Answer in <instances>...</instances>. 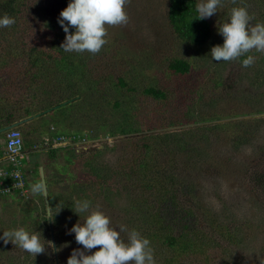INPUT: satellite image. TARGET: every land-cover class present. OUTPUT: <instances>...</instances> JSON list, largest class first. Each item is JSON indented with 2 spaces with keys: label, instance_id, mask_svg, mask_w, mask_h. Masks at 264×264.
I'll use <instances>...</instances> for the list:
<instances>
[{
  "label": "trees",
  "instance_id": "16d2710c",
  "mask_svg": "<svg viewBox=\"0 0 264 264\" xmlns=\"http://www.w3.org/2000/svg\"><path fill=\"white\" fill-rule=\"evenodd\" d=\"M53 1L51 10H47L43 0H35L34 3L31 0H0V15L7 14L15 19L13 25L0 28V129L21 122L13 128L22 133L23 141L28 140L32 149L41 147L44 140L37 139L41 137L40 126L36 127L38 124L31 123L34 119L27 118L71 99L57 110L69 119L70 110L74 109L75 118L68 122L73 128L58 131L49 138L46 151L51 157L55 156L57 150L71 146L52 147L54 138L59 135L71 143L97 136L92 135L91 130L77 129L79 111L85 109L88 112L85 115L92 121L98 119L94 117L95 113L101 115L108 109L117 117L110 125L106 124L105 134L126 136L122 143L129 144L133 151L135 146L137 148L130 161H121L122 168H108L97 160L103 148L81 151L74 145L70 170L81 166L91 179L89 184H76L73 192L60 190L59 187L63 185L55 184L44 172L49 206H56L53 211L62 206L54 221L51 219L55 245L61 248L57 252V263L52 254L54 264H66L64 253L70 248L82 247L75 242L74 234H68V229L79 219L71 208L74 207L73 201L88 199L93 207L99 202H106L104 205L110 206L109 198L123 202L118 211L124 217H129L124 224L127 229L135 228L151 241L156 264H264V256L258 257V253L244 254L246 251L242 250L240 239H237L240 230L238 224L223 221L217 212L205 204L194 203L196 188L200 185L196 186L182 176H190V172L192 176L200 171L213 170L217 164L231 171L237 170L239 163L227 156V149L239 151L243 145L249 144L250 138L245 140L240 132L231 135H224L222 130L213 132L211 135L218 144H226L216 151L213 142L209 143V136L205 139L203 135L197 138L189 135L191 129L185 128L186 125L197 123L193 122L192 105H172L170 101L174 94L155 85L138 88L134 77L126 76L128 71L125 67L123 70L116 65L117 59H120L118 49L117 46L112 48L109 39L96 54L64 52L60 45L65 33L57 18L68 0ZM196 3L197 0H165L164 15L182 42L200 47L211 39L213 26L209 18H195ZM69 30L74 31V28ZM168 67L179 75L187 74L191 68L186 58L178 57L173 58ZM50 84L51 89L48 88ZM86 103L89 106L83 108ZM166 108L175 110L164 113L163 109ZM150 115L154 116V123ZM220 125L215 124L212 129ZM169 127L180 130L176 134H173L176 129L165 132L158 130ZM206 127L209 126L204 125ZM151 130L157 131L146 135ZM6 131L0 132V137H5ZM34 137L36 140H33ZM4 153L5 146L0 153V182L10 183L12 165L7 159V162L1 160ZM23 154L27 155L24 146ZM156 155L164 160L159 158L152 165ZM177 159H183L187 165L184 174ZM40 165L36 163L38 170ZM239 170L243 172V181L250 182L256 201L262 200L264 170H259L258 166ZM19 173L27 196L30 193L36 199L29 185L40 177L29 179L33 171L28 167L19 169ZM128 177L134 178L138 185L130 183ZM20 190L12 188V193L8 195L18 194ZM5 196H0V205ZM25 199L31 198L28 196ZM32 203L28 211L25 209V217H36V228H44L42 234H48L51 241L44 198L39 196L38 204ZM103 204L101 210L109 209ZM6 245L0 240V255L7 250ZM34 264L40 263L36 261Z\"/></svg>",
  "mask_w": 264,
  "mask_h": 264
},
{
  "label": "rangeland",
  "instance_id": "374dc122",
  "mask_svg": "<svg viewBox=\"0 0 264 264\" xmlns=\"http://www.w3.org/2000/svg\"><path fill=\"white\" fill-rule=\"evenodd\" d=\"M43 1L45 9L51 10L54 1ZM31 2L34 3L35 0H31ZM222 3L223 6L218 9V12L209 18L213 32L211 39L204 46H191L177 37L164 15L165 0H126L127 22L116 26H106L105 39H109L108 43L112 48L117 46L120 59H117L116 65L128 71L126 76L134 77V82L139 85L138 88L155 85L170 91L171 95L174 94L175 97L170 101L172 105L184 107L192 105L193 122L197 123L184 126L191 129L189 135L191 134L195 138L203 135L206 137L205 139L209 136L211 139L209 143L213 142L216 151L224 148L226 144H218L211 135L213 132L222 130L224 135L240 132L244 134L245 140L250 138L249 144L243 145L239 151L227 149V156L239 163L237 170L231 171L224 165L217 164V168L213 170L200 171L192 176L190 172V176H182L196 186L200 185L196 188L195 204H197L196 202L205 204L217 212L218 217L223 221L239 225L237 239H240L239 246L246 251L244 254L248 256L258 253V257H263L264 197L262 200L256 201L255 193L250 188V182L243 181V172L240 173L239 169L258 166L259 170H264V53L256 52L253 49L249 54L255 57V62L249 67H242L240 60L245 57L229 62H214L211 60L209 52L212 46L223 42L222 36L217 32V27L227 20L232 7L246 6L253 16L254 24L257 21H264V0H222ZM176 57L186 58L190 62V72L179 75L169 69L168 63ZM51 85L48 88L51 89ZM42 96L47 98L45 94ZM86 104L83 105V108L89 106V103ZM57 109L33 118L31 123L35 122L38 124L36 127L40 126L41 137L37 139L42 138L43 145L38 147V150H32L29 141H23L28 159L23 156L22 161L33 171L31 177L28 176L29 179L36 180V177H40V170L36 167V163L39 162L42 166L44 165L45 174L52 178L55 184L63 185L61 188L59 187L60 190L73 192L72 189L75 190L76 184H89L91 179L81 166L75 169L72 167L70 170L74 144L57 150L53 157L47 151L42 150L46 149L45 138L49 139L58 131L73 128L68 122L75 118L74 109L70 110L69 119L65 118L64 114ZM105 110L106 112L101 115L95 113L94 117L98 119H93V121L85 115L88 113L86 109L79 111L80 121L77 129L91 130L92 135H97L90 138L88 144L89 148L104 149L98 155L97 160L105 163L107 167L122 168L121 161H130L131 157L137 153V148L135 146L133 151L129 144L122 143L121 140L126 136L105 134L106 124L110 125L117 117L108 109ZM174 110L175 108H166L163 109V112H174ZM157 117L158 114H156ZM151 118L154 123V116ZM215 124L221 125L217 129H212ZM204 125L209 127L205 129ZM173 129H176L173 134L180 130L173 127L159 128L158 130L165 132ZM155 131L157 130H151L146 135ZM33 140H36V137ZM38 144L40 145V142ZM66 144L68 143L65 141L62 145ZM80 147H82L80 143L76 144L77 149ZM159 158L164 160L163 157L156 155L152 160V165L153 162L159 161ZM177 160L180 161L181 171L184 174L187 165L184 164L183 159ZM128 179H130V183L138 185L134 178L128 177ZM28 196L31 199L26 200L25 198ZM28 196L25 191L22 195L16 193L2 197L0 234L20 226L43 231L44 228L41 230L36 228V217H25V209L27 210L32 202L36 204L39 199V196L33 199L30 193ZM107 201L111 204L110 206L104 205L106 202L104 204L99 202L97 205L101 208L103 204L109 208H102V210L107 212L114 225H124L129 217H124L122 212L118 211V208L123 206V202L117 198H109ZM230 227L233 228V225ZM47 235L44 232L43 237L50 241ZM121 235L126 237V233ZM6 247L7 250L0 255V264H34L36 261L40 264H54L52 249L47 247L45 252L37 254L35 257L28 255L24 250L13 245L11 241L7 243ZM71 251L72 248L64 253L63 257L66 260ZM239 257L241 258L240 255Z\"/></svg>",
  "mask_w": 264,
  "mask_h": 264
},
{
  "label": "clouds",
  "instance_id": "9594fccd",
  "mask_svg": "<svg viewBox=\"0 0 264 264\" xmlns=\"http://www.w3.org/2000/svg\"><path fill=\"white\" fill-rule=\"evenodd\" d=\"M125 4L126 0H68L67 6L60 11L57 18L58 24L65 33L60 49L67 53H98L107 42L106 26L127 22ZM222 6V0H197L195 18L201 20L210 18ZM252 21L253 16L246 6L232 7L227 20L217 27L223 42L211 47L209 52L211 60L229 62L245 57L240 60L242 67L252 65L255 57L249 53L253 49L264 53V21H257L254 24ZM14 23V17L7 14L0 15V28ZM70 28H74V31L70 32ZM54 140L52 147L64 146L62 144L65 141L76 146L67 139L57 143H54ZM48 141L50 140L45 138L44 143L48 145ZM88 144L89 140L80 147V150L90 147ZM38 147L34 150H38ZM42 150L46 151V149ZM23 156L25 155L22 151L21 168L27 167L22 161ZM29 189L33 195L42 196L45 202V197L48 196L46 180L37 179L29 185ZM73 205L74 207L71 208L78 214L79 219L68 229V234H74L75 242L82 247L72 249L66 264H156L151 241L140 231L135 228L128 230L125 225H113L109 215L102 211L99 205L93 207L88 199H76ZM61 207L53 211L56 206L45 204L46 219L54 221ZM81 214H84L83 219ZM122 233H126V238L122 237ZM0 240L5 244L11 241L13 245L34 257L45 252L46 247L56 252L61 250L60 247H54L51 241L45 240L42 232L24 226L3 231ZM93 249L95 251H92Z\"/></svg>",
  "mask_w": 264,
  "mask_h": 264
},
{
  "label": "built area",
  "instance_id": "2783aa9c",
  "mask_svg": "<svg viewBox=\"0 0 264 264\" xmlns=\"http://www.w3.org/2000/svg\"><path fill=\"white\" fill-rule=\"evenodd\" d=\"M66 138L64 136L55 137L54 143L58 141H65ZM70 142V141H68ZM88 140L78 141L75 144H85ZM5 156L6 159L11 163L12 168L10 171V176L12 178L10 183L0 182V196L7 195L12 193V188L21 189L18 194L22 195L26 189L23 188V182L21 180V175L19 173V169L21 170L22 162H21V153L23 151V137L21 132L18 129L10 128L6 131L5 139Z\"/></svg>",
  "mask_w": 264,
  "mask_h": 264
},
{
  "label": "water",
  "instance_id": "95a60500",
  "mask_svg": "<svg viewBox=\"0 0 264 264\" xmlns=\"http://www.w3.org/2000/svg\"><path fill=\"white\" fill-rule=\"evenodd\" d=\"M70 101H71V99H69V100H67V101H64V102H62V103H60V104H58V105H55V106H53V107L46 108L45 110L36 113L34 116H31V117L27 118V120H31V119H33V118H35V117H38V116H40L41 114H44V113H46V112H49L50 110H53V109H55V108H57V107H59V106H61V105L66 104L67 102H70ZM20 123H21V122H18V123H16V124H12V125L6 126V127H4V128H1V129H0V132H4V131H6L7 129H10V128L16 126V125H19ZM93 148H94V147H93ZM93 148H89V147H88V148H84V150H88V151H90V150L93 149ZM39 170H40V179H44V180H45V176H44V172H43V167L40 166V167H39ZM47 195H48V193H47ZM45 204H46V206H49V203H48V196L45 197ZM48 225H49V229H50V234H51V241H52V244H53L54 247H56V245H55V240H54V235H53V227H52L51 219H48ZM53 254H54L55 261H56V263H57V252L53 250Z\"/></svg>",
  "mask_w": 264,
  "mask_h": 264
},
{
  "label": "crops",
  "instance_id": "0c3cea01",
  "mask_svg": "<svg viewBox=\"0 0 264 264\" xmlns=\"http://www.w3.org/2000/svg\"><path fill=\"white\" fill-rule=\"evenodd\" d=\"M3 148H4V137H0V153L3 152ZM33 150V149H32ZM28 159V156L25 155ZM1 160H4L6 161V156H5V153L4 155L1 156ZM7 162V161H6Z\"/></svg>",
  "mask_w": 264,
  "mask_h": 264
}]
</instances>
